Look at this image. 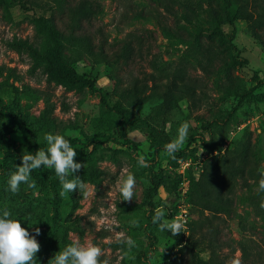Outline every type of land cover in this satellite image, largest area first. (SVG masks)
I'll use <instances>...</instances> for the list:
<instances>
[{
	"label": "rangeland",
	"instance_id": "rangeland-1",
	"mask_svg": "<svg viewBox=\"0 0 264 264\" xmlns=\"http://www.w3.org/2000/svg\"><path fill=\"white\" fill-rule=\"evenodd\" d=\"M3 1L0 144L6 138L13 150L8 156L0 150V216L7 210L30 234L40 229L35 237L40 245L36 264H48L62 251L61 239L68 246L77 237L82 244L91 240L101 247V259L110 264H166L179 246L153 223V217L157 207L164 209L166 219L179 211L182 181L187 185L189 234L198 215L190 182L205 165L225 151L227 157L246 151L251 164L264 172V25L255 20L258 13L264 14V0H249L243 14L231 0H176L194 13L202 32L199 38L190 25L165 12V0H91L99 12L85 31L93 48L106 56L98 61L76 50L65 52L71 57L70 67L94 81L80 91L48 82L42 67L33 69L28 55L9 46L14 40L41 46L45 42L33 28L32 12L21 10L16 0ZM209 7L228 14V22L222 16L220 25L232 45L226 53L220 48L199 55L209 43L204 36L211 29L205 19ZM198 41L202 46L196 47ZM125 44L131 45V59H116ZM232 61L235 65L218 72L224 62ZM174 78H180L186 89L174 96L169 112L162 95H151L138 106L120 97L133 83L145 84L146 96L153 83ZM184 122L189 124L187 140L175 158L169 157L164 146L177 137ZM47 133L64 135L76 150L75 162L84 167L73 175L88 186L86 191L61 196L62 186L51 168L57 194L49 184L36 182L35 188L21 184L15 194L9 190L10 174L20 166L22 155L33 154L25 141L33 139L38 149L46 150ZM140 154L148 167L137 163ZM124 168L136 178L131 201H123L115 187ZM156 181L162 186L155 191ZM239 182L221 238L234 249L245 235L264 245V192L253 181ZM105 217H114L115 223L109 225ZM117 233L131 237L135 246L129 249L119 242ZM237 253L234 259L240 258Z\"/></svg>",
	"mask_w": 264,
	"mask_h": 264
},
{
	"label": "trees",
	"instance_id": "trees-1",
	"mask_svg": "<svg viewBox=\"0 0 264 264\" xmlns=\"http://www.w3.org/2000/svg\"><path fill=\"white\" fill-rule=\"evenodd\" d=\"M248 2L249 0H231L232 4H239L241 14L244 13ZM3 4L4 1L0 0V6ZM16 5L25 12H32L31 23L45 45H34L29 40H14L9 42V46L17 53L28 55L33 61V69L42 67L48 82L76 91L93 86V80L80 75L70 67L71 57H68L65 52L76 50L79 54L84 53L86 57L94 60L105 59L106 55L102 51H96L93 48L92 37L85 31V25H89L97 16L98 7L91 0H77L74 3H69L67 0H16ZM164 9L169 16L190 25L195 36L199 38L202 35L195 24L194 13L186 4L178 5L176 0H165ZM263 15L258 13L255 19L260 25H264V19L261 18ZM222 16L224 22H228L227 13L222 14L215 8L207 9L205 19L211 29L205 31L204 36L209 43L202 47L199 55L203 52L211 55L215 49L220 48L221 53H226L232 47L230 41L226 40V35L220 30ZM215 36L219 37L218 41H214ZM195 44L196 47L202 46L199 41ZM116 55V59L130 60L131 45L125 44ZM231 65H235L234 61L224 62L218 72L226 70ZM203 68L206 67L203 66ZM145 86V84L133 83L130 88L120 93V97L130 100L133 106H138L148 100L151 95L159 97L162 95L166 111L169 112L174 96L186 89L180 78H174L165 83H153L152 92L146 96H144ZM122 110L119 108L118 112ZM44 120L47 122L46 119ZM25 143L24 146L29 152L35 154L38 148L33 139ZM12 148L11 141L4 138L0 144V150L4 152V155L8 156ZM40 149L44 148L40 147ZM221 151L222 149L218 152ZM246 153L244 151L227 157L225 151L224 155L205 165L200 175L192 179L191 201L197 208L198 215L191 221L187 235L182 231L172 236L170 231L164 230L165 235L179 246L178 254L166 264H229L237 251L242 253L239 258L242 264H264V245L253 239L251 235H245L242 238L238 249H234L230 243L221 238L225 218L233 210V197L239 181L241 184L248 185V180L259 184L261 179V174L251 164ZM30 176L40 185L49 184L52 192L57 194L55 175L50 169L42 166L33 170ZM161 186L162 183L156 181L152 190L156 191ZM172 216L170 213L167 215L168 219ZM262 222L264 225V217ZM66 243V239H61L60 245L63 249L67 246Z\"/></svg>",
	"mask_w": 264,
	"mask_h": 264
},
{
	"label": "clouds",
	"instance_id": "clouds-1",
	"mask_svg": "<svg viewBox=\"0 0 264 264\" xmlns=\"http://www.w3.org/2000/svg\"><path fill=\"white\" fill-rule=\"evenodd\" d=\"M188 129L189 124L182 123L178 128L177 137L164 146L165 153L169 157L175 158V153L186 142ZM44 139L47 143L46 150L38 149L35 154L25 152L22 155L20 166L10 174L9 190L15 194L19 191L21 184L35 188V181L31 180L30 174L33 170L43 166L54 169L62 186L61 196L77 191V189L86 191L88 186L79 176L73 175L79 172L84 165L75 162L76 150L71 146L69 140L64 135L51 133L45 134ZM203 151L201 148V152ZM137 163L141 167L149 166L143 154L138 155ZM115 187L123 201H131L136 188L135 175L128 168L122 169ZM258 190L264 192V172H261ZM92 192L94 195V187ZM261 206L264 207V203ZM104 221L110 225L115 223V218L105 217ZM153 223H159V229L170 231L172 236L178 235L184 229V223L179 217L172 220L166 219L162 207L155 209ZM39 235V228H34V234H30L26 228L22 227L18 219L11 218L10 213L4 210L0 216V264H36V254L40 251V245L35 237ZM116 239L121 243H126L129 249L135 246V241L131 237L125 236L124 233H117ZM103 255V249L91 240L82 244L77 237L72 244L56 253L48 264H110L109 259H101ZM237 256H242V253H237ZM229 264H242V262L236 258L230 260Z\"/></svg>",
	"mask_w": 264,
	"mask_h": 264
},
{
	"label": "built area",
	"instance_id": "built-area-1",
	"mask_svg": "<svg viewBox=\"0 0 264 264\" xmlns=\"http://www.w3.org/2000/svg\"><path fill=\"white\" fill-rule=\"evenodd\" d=\"M180 191V205L178 206V212L174 215V217L168 219L172 220L174 218L179 217L182 222L184 223V229L183 232L185 235L188 234V222H189V212H188V197H187V185L185 184V181H182V183L179 186Z\"/></svg>",
	"mask_w": 264,
	"mask_h": 264
}]
</instances>
